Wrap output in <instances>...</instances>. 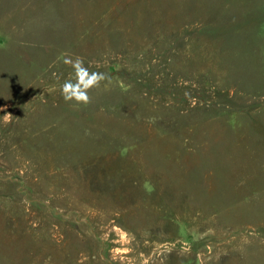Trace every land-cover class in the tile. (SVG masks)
<instances>
[{"label": "rangeland", "instance_id": "1", "mask_svg": "<svg viewBox=\"0 0 264 264\" xmlns=\"http://www.w3.org/2000/svg\"><path fill=\"white\" fill-rule=\"evenodd\" d=\"M0 264H264V0H0Z\"/></svg>", "mask_w": 264, "mask_h": 264}, {"label": "clouds", "instance_id": "2", "mask_svg": "<svg viewBox=\"0 0 264 264\" xmlns=\"http://www.w3.org/2000/svg\"><path fill=\"white\" fill-rule=\"evenodd\" d=\"M64 64L73 69L72 78L66 79L60 85V92L65 102H74L77 105H88L91 103L89 92L94 88H99L109 77L104 72L90 71L85 66L82 57L76 56L74 59L67 57ZM11 117V114H6Z\"/></svg>", "mask_w": 264, "mask_h": 264}]
</instances>
